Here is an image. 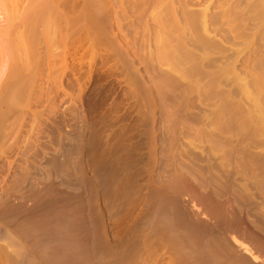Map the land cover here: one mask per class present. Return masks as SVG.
Segmentation results:
<instances>
[{
    "label": "rangeland",
    "instance_id": "374dc122",
    "mask_svg": "<svg viewBox=\"0 0 264 264\" xmlns=\"http://www.w3.org/2000/svg\"><path fill=\"white\" fill-rule=\"evenodd\" d=\"M113 1L2 125L0 264H264V143L214 122L206 81L168 77L145 1Z\"/></svg>",
    "mask_w": 264,
    "mask_h": 264
},
{
    "label": "bare ground",
    "instance_id": "6f19581e",
    "mask_svg": "<svg viewBox=\"0 0 264 264\" xmlns=\"http://www.w3.org/2000/svg\"><path fill=\"white\" fill-rule=\"evenodd\" d=\"M9 1L6 3L5 0V3H10V7L12 5V11L10 10L11 13L7 16L6 14L3 16L1 25H4V29L0 31L2 138L11 134V132L4 134L8 130L6 127L11 124L10 122L3 127L4 122L7 119H16L13 118L15 115H18L19 119L25 115V109L34 92H32L33 86L37 83V81L34 82L35 76L42 71L41 68L56 63V59L62 61L66 56L64 49L67 46L72 49L71 55L77 62L80 56L79 51L82 50L81 45L84 44L83 40L91 37V43L88 40L89 45L92 46L93 43L95 45L96 33L102 30L101 23H106L104 20L110 15L99 17V13L105 12L108 6L107 0H19L21 3L19 9L16 4L18 0ZM142 1H145L146 7L140 0L145 11L150 13L149 9L152 10L150 15L149 13L146 14L147 17L145 15V18H149L148 21L152 20L155 24L152 29H155L153 32L156 36L154 37L152 33L154 38L152 41L156 40L154 48L159 50L157 51L158 60L160 63L164 61L169 62L168 64L170 61L172 63L171 67L166 65L171 69L165 70L166 74L170 72V76H166L170 79L171 76L185 79L198 77V81H206V84L202 83L207 90L205 97L207 96L209 101L207 99L206 101L210 102L209 106L213 114L217 112V118L220 116L223 119L216 118L214 122L219 121L222 128L230 134L245 132V137L252 139L249 141L258 142L259 140L263 144L264 0ZM80 3L84 6L79 7ZM10 7L7 8L10 9ZM138 8L136 7V10ZM142 8H140V16L145 14ZM82 21L84 24H81ZM163 35H168L169 39ZM85 36L88 38H84ZM239 69L244 72H240ZM162 70L160 71L163 72ZM162 75L164 76V73ZM18 118L16 120H19ZM15 125H11L12 129ZM239 137L243 139L242 135ZM244 141L242 140L243 143Z\"/></svg>",
    "mask_w": 264,
    "mask_h": 264
}]
</instances>
